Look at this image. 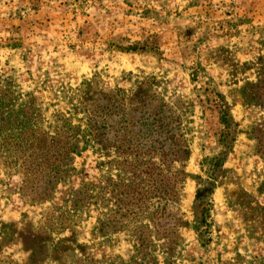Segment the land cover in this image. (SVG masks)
Listing matches in <instances>:
<instances>
[{
  "label": "rangeland",
  "instance_id": "1",
  "mask_svg": "<svg viewBox=\"0 0 264 264\" xmlns=\"http://www.w3.org/2000/svg\"><path fill=\"white\" fill-rule=\"evenodd\" d=\"M132 43L147 50L117 49ZM252 62L264 65V0H0V74L10 73L24 91L43 98L62 84L78 87L95 71L125 89L138 76L156 77L167 100L180 96L188 105L190 173L199 174L204 156L220 151L223 126L212 100L220 93L231 104L240 126L226 167L235 180L213 194L211 239L203 244L193 229H182L174 264H264V158L258 151L264 135L256 132L264 129V105L251 99L264 84L254 85L256 68H244ZM94 159L77 163L93 174ZM237 183L258 201L256 210L229 204L227 192ZM21 185V174L0 165V264H86L78 248L70 249L73 232L100 264L129 259L123 232L93 238L94 212L71 215L60 191L54 201L30 202ZM196 191L189 178L180 206L189 220Z\"/></svg>",
  "mask_w": 264,
  "mask_h": 264
},
{
  "label": "trees",
  "instance_id": "2",
  "mask_svg": "<svg viewBox=\"0 0 264 264\" xmlns=\"http://www.w3.org/2000/svg\"><path fill=\"white\" fill-rule=\"evenodd\" d=\"M117 49L146 51L147 45L118 44ZM244 68H256L254 85L264 84L261 62ZM103 77V71H95L78 87L62 84L47 99L36 90L24 91L10 73L0 74V165L21 174L20 189L28 201H54L60 191L71 215L83 211L91 218L94 212V239L110 240L123 232L131 244L130 257L118 256V264H160L157 252L162 263L174 264L184 241L182 229H193L203 244L211 239L212 197L218 186L235 180L226 161L240 123L218 93L212 102L223 126L220 151L204 156L199 174L190 173L192 121L182 97L167 100L154 76H138L129 89L111 87ZM251 99L264 105V90ZM259 128L256 132L264 135ZM263 143L258 141V151L264 158ZM90 156L95 157L93 174L77 163ZM189 178L197 182L192 220L180 208ZM227 196L235 207H259L239 183ZM67 241L72 251H81V262L85 256L86 264H100L85 253L87 245L75 243L74 232Z\"/></svg>",
  "mask_w": 264,
  "mask_h": 264
}]
</instances>
